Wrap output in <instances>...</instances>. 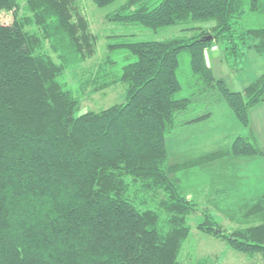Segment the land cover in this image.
<instances>
[{
    "label": "trees",
    "instance_id": "trees-1",
    "mask_svg": "<svg viewBox=\"0 0 264 264\" xmlns=\"http://www.w3.org/2000/svg\"><path fill=\"white\" fill-rule=\"evenodd\" d=\"M1 11L12 18H0V264H179L197 210L179 171L264 150L238 135L229 148L178 162L166 141L176 126L208 119L212 104L224 101L246 126L249 110L264 102V73L232 91L206 61L214 42L228 63L252 47L264 56V0H127L106 19L196 31L109 44L134 61L114 68L106 58L98 87L122 82L125 100L77 115L78 91L63 76L95 44L77 0H0ZM200 22L213 24L192 26ZM183 53L186 87L177 74ZM243 206L242 217L254 223L226 231L202 210L196 229L264 255V193Z\"/></svg>",
    "mask_w": 264,
    "mask_h": 264
},
{
    "label": "rangeland",
    "instance_id": "rangeland-1",
    "mask_svg": "<svg viewBox=\"0 0 264 264\" xmlns=\"http://www.w3.org/2000/svg\"><path fill=\"white\" fill-rule=\"evenodd\" d=\"M126 1L115 0L105 6L99 7L91 0H77L79 11L87 19L89 32L95 36V44L93 46V55L77 66L67 70L63 76L66 84L72 87L73 90L78 91L79 102L76 115L86 111H99L111 105L122 103L125 100V84L122 82L106 88L98 87L106 79H102L104 71L108 70V66L105 64L106 58L114 61V68L134 61V57L123 47L109 50V44L189 36L196 31L186 30L187 26L182 25H173L154 30L135 23L108 21L106 15L117 10ZM0 18L5 22H9L12 14L1 11ZM212 24L213 22H200L192 26L194 28H207ZM213 44V46L206 50L207 64L211 68L213 75L217 79H222L230 90L241 91L246 85L264 73V56H260L254 52L252 49L253 40L248 39V44L252 48L248 50L243 49V53H245L231 57V62L229 63L225 60L223 46L219 42H214ZM177 74L185 87V83H191L188 55L186 53L181 54ZM60 80L62 81V77ZM94 88L96 90H93ZM211 92L216 93V88ZM209 107L211 116L208 119L176 126L168 136L166 144L172 158L179 155L183 156V159L187 156L186 158L195 160L198 157H203L206 153L218 151L224 147L229 148L233 139L238 135H250L251 141L258 148L264 150V102L256 104L249 110V120L246 126L241 125L235 119L224 101L212 104ZM223 159L221 158L209 164L219 163ZM237 161L239 162L238 166L241 167L233 172L242 177V179H239L243 183L246 181L243 191H247L246 189L251 187V194L249 195H252V197L253 194L263 192L264 155H254L246 157L243 160L238 158ZM253 163L255 168L252 171ZM209 164L206 165L203 161L193 165L186 170V174L182 170L179 171V173L184 174L182 178L186 184L193 185L192 190L195 193L196 199L191 200L196 203L197 207V210L189 217L191 229L180 248L178 256L179 264H264V255L261 253L253 255L240 253L229 248L221 238L196 229V224L202 220V210L211 214L221 228L226 231L241 227V224L248 225L254 223L251 221L252 219L245 220L242 217V212L245 211L243 205V210L240 205H230L231 199L221 200L219 199L221 198L220 195H212V193L210 194L212 199L210 196L205 199V191L209 192V187H202V184L211 179L207 178L206 174ZM211 175L213 178V174ZM258 186L259 188L257 189ZM240 191L230 188L227 193L236 195ZM244 220L245 222H243Z\"/></svg>",
    "mask_w": 264,
    "mask_h": 264
},
{
    "label": "crops",
    "instance_id": "crops-1",
    "mask_svg": "<svg viewBox=\"0 0 264 264\" xmlns=\"http://www.w3.org/2000/svg\"><path fill=\"white\" fill-rule=\"evenodd\" d=\"M248 115H249V112H248ZM246 136L251 137L250 135H246ZM224 148H226V147H224ZM213 152H211V153H213ZM207 154H210V153H206L204 155H207ZM186 157H184V159H183V156L178 155L175 158L179 162L184 161L185 159H186L185 161L190 160L189 158H186ZM246 157H251V156H233L232 154H228V155H223L220 157L217 156L211 160H208V159L205 160V163L207 165L211 162H215L221 158H224L221 162L209 164V167H207V171H206L207 178H211V179L207 180L205 184H202V187H207V186L209 187V189H208L209 192L205 191V195H204L205 199H207L209 196L212 199V196L210 195L212 193V195L213 194L220 195L221 198H219V199H221V200L231 199L230 205H232V206H238V205L242 206V205L252 204L255 201V199H257L261 194L264 193V190H263V192L256 193L255 195L253 194V197H252V195H249V194H251V190H250L251 187H248L246 189L247 191H243V189H244L243 187L246 185V181L243 183V181H241L242 177L240 175H238L237 173L233 172V171H235L241 167V166H238L239 162L237 161V159L239 158V159L243 160ZM252 159H254V158H252ZM250 160H251V158H250ZM254 168H255V165L253 163V166L251 168L252 171ZM186 172L187 171H184L185 174H186ZM211 174H213V178H212ZM239 178H241V179H239ZM183 181H184L183 182L184 183L183 184L184 193L186 194V197H188L189 199H193V200L196 199L195 198L196 196L194 195L195 193L192 190L193 185L192 184H186L185 180H183ZM230 188H234V190H236V191H240V190L241 191L238 192L236 195L235 194L231 195V194L227 193V191ZM258 188H259V186L257 187V189ZM252 190H254V188H252ZM198 193H200V192H198ZM214 197H215V195H214ZM206 202L208 203V201H206ZM212 202H213V200H212Z\"/></svg>",
    "mask_w": 264,
    "mask_h": 264
},
{
    "label": "water",
    "instance_id": "water-1",
    "mask_svg": "<svg viewBox=\"0 0 264 264\" xmlns=\"http://www.w3.org/2000/svg\"><path fill=\"white\" fill-rule=\"evenodd\" d=\"M210 39H211V36L205 37V40H210Z\"/></svg>",
    "mask_w": 264,
    "mask_h": 264
}]
</instances>
